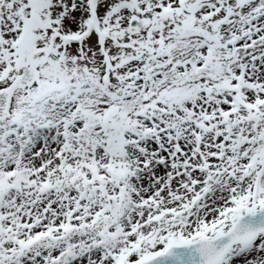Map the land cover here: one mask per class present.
<instances>
[{
    "label": "snow or ice",
    "instance_id": "snow-or-ice-1",
    "mask_svg": "<svg viewBox=\"0 0 264 264\" xmlns=\"http://www.w3.org/2000/svg\"><path fill=\"white\" fill-rule=\"evenodd\" d=\"M0 264H264V0H0Z\"/></svg>",
    "mask_w": 264,
    "mask_h": 264
}]
</instances>
